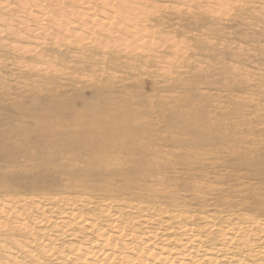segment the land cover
I'll return each instance as SVG.
<instances>
[{
    "label": "rangeland",
    "instance_id": "rangeland-1",
    "mask_svg": "<svg viewBox=\"0 0 264 264\" xmlns=\"http://www.w3.org/2000/svg\"><path fill=\"white\" fill-rule=\"evenodd\" d=\"M38 1L0 0V221L12 229L0 237L35 255L17 260L89 264L76 261L77 227L31 243L42 209L164 211L210 243L220 238L206 219L264 223V0ZM105 2L134 9L144 38L53 24L79 8L102 15Z\"/></svg>",
    "mask_w": 264,
    "mask_h": 264
},
{
    "label": "bare ground",
    "instance_id": "bare-ground-1",
    "mask_svg": "<svg viewBox=\"0 0 264 264\" xmlns=\"http://www.w3.org/2000/svg\"><path fill=\"white\" fill-rule=\"evenodd\" d=\"M125 3L127 4V2H124V4ZM2 6L4 7V5ZM113 6L114 5L110 2L103 3V7H106L104 8L106 12L101 11L102 15L99 16H97V13H94L92 9L85 7L81 10L79 6L78 8L80 10L78 9L77 12L68 10L70 13H67L63 20L61 18L57 19L58 22L53 24L59 27L67 25L70 27V31L74 33L75 31L78 32L85 29L87 22L94 26V28L92 27L93 30L96 28L97 32H106L111 38H113V34H119L120 30H126V35H130L132 39H136V41L143 39V29L145 25H142L140 21L137 22V17L135 18V16H133L135 18L134 21L133 17H127L129 16L128 13L134 9L130 10L127 4L126 6L129 7L130 11L127 12L126 16L125 11L128 9L126 6L124 7L127 9L124 11L122 7L120 8L118 6L120 9H116ZM81 8H83V6ZM39 9L38 11L41 12ZM25 12L26 9L23 13L25 14ZM42 13L44 14L41 16H45L46 21L47 19L48 21H50V19L52 20L47 12ZM67 15L70 17H67ZM137 15L140 14L137 13ZM23 19L21 20L23 21ZM85 32L87 34L89 32L93 34L90 26L85 29ZM148 46L150 47L147 48H151L150 43ZM109 208L108 205H104L103 209L94 215L80 213L71 206L64 207V210L54 211L47 215L42 209L40 215L33 218V224L36 227L38 236L34 238L31 243L40 241L41 238L47 234V228L53 225L56 234L52 237V242L57 240V238H69L70 240L71 237H76L78 233L70 230V227H77L76 229L79 230V232L86 233L82 242L78 241V243L75 244L76 246H73L74 251L78 252L81 250L80 252H82L80 257L76 259V261L78 260V262L80 261L81 263L89 259V264H247L245 263L246 260L252 263L259 261L260 257L264 255V223H259L256 220L249 221L247 219L246 223L243 224L237 223L238 225L236 224L235 226L226 225L223 229H215L216 225H214L213 220L206 219V221L204 220L205 228L208 229L211 234H214V232L212 233L213 230L217 231L219 233L218 237L220 238L218 241L215 240L210 243L211 241L207 239V234L205 236L202 234L203 232L201 233L200 227L197 228L187 222L188 216L183 217L178 214L170 215L164 211H159L157 214L155 213L152 215H143L141 214L142 212L136 211L135 213H137V215L131 218L129 214L132 213L128 209L123 211L126 213L122 215V210H118L115 214H111L108 211ZM4 209L7 210L6 208ZM149 212L150 211H148V213ZM25 219L26 218L20 217L19 215V219H16V228L28 232L30 227ZM124 219H126L125 222L123 221ZM6 228L8 231L12 232L11 228H8L6 224L0 221V230L5 231L4 229ZM205 233L208 232L205 231ZM50 242L40 245L42 250L41 253L45 254L47 257H52L53 255ZM31 243L28 245H31ZM0 252L4 260H0V264H25L21 259L22 257L17 260L20 254L24 252L26 257L31 259L35 257L33 250H30L29 246L14 238L4 239L0 237ZM76 255H78V253H76Z\"/></svg>",
    "mask_w": 264,
    "mask_h": 264
}]
</instances>
